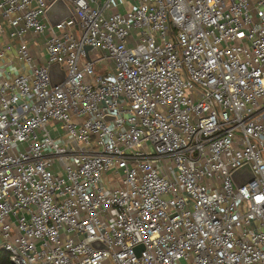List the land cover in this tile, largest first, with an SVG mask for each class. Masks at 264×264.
Wrapping results in <instances>:
<instances>
[{"label":"built area","instance_id":"2783aa9c","mask_svg":"<svg viewBox=\"0 0 264 264\" xmlns=\"http://www.w3.org/2000/svg\"><path fill=\"white\" fill-rule=\"evenodd\" d=\"M55 1L0 0V255L264 264V0Z\"/></svg>","mask_w":264,"mask_h":264},{"label":"water","instance_id":"95a60500","mask_svg":"<svg viewBox=\"0 0 264 264\" xmlns=\"http://www.w3.org/2000/svg\"><path fill=\"white\" fill-rule=\"evenodd\" d=\"M61 4L64 5V3L61 2L60 0H56V1L53 2V3L50 5V7L47 9V11H46V15H47L48 20H49L51 23H56V22H58L59 20L64 19V18L67 16V14H65V13L68 12V9L66 8L65 5H64V9H63V10H64V11H63V14H65V15L62 14L61 16L57 17V15L55 16V14H54L55 10H56L57 8H60V5H61ZM89 49H90V47H88V46L85 47V50H86V51H88ZM57 70H58V66H57V65L52 66V67L50 68L51 76H52V74H53L55 71H57ZM60 80H61V79H60ZM57 82H59V81H55V80L52 78V83H53V84H55V83H57ZM242 172H246V176H245V178H244L243 180H241V181H239V182H238V181L236 182V183H237V186H242L245 182H247L248 180H250V179L252 178V174H251V172L249 171L248 166H244V167H242V168H240V169H237V170L235 171V173L233 174L234 179H236L237 175L240 174V173H242Z\"/></svg>","mask_w":264,"mask_h":264},{"label":"crops","instance_id":"0c3cea01","mask_svg":"<svg viewBox=\"0 0 264 264\" xmlns=\"http://www.w3.org/2000/svg\"><path fill=\"white\" fill-rule=\"evenodd\" d=\"M64 5H65V4H64ZM65 6H66V5H65ZM66 8L68 9L67 6H66ZM54 14H55V16L57 15V17H59V16H61V15L63 14V12H61V8H57V9L55 10ZM65 14H67L66 17L70 16V14H69V10H68V12L65 13ZM65 14H63V15H65ZM66 17H65V18H66Z\"/></svg>","mask_w":264,"mask_h":264},{"label":"rangeland","instance_id":"374dc122","mask_svg":"<svg viewBox=\"0 0 264 264\" xmlns=\"http://www.w3.org/2000/svg\"><path fill=\"white\" fill-rule=\"evenodd\" d=\"M60 8H61V12H63V11H64V10H63V9H64V5L61 4V5H60ZM11 56H12V55H11ZM15 65L18 66V67L20 66V64L17 63V62H15ZM0 260H2V255H0ZM5 260H7V259H5ZM7 261H8V260H7ZM9 264H10V263H9Z\"/></svg>","mask_w":264,"mask_h":264},{"label":"trees","instance_id":"16d2710c","mask_svg":"<svg viewBox=\"0 0 264 264\" xmlns=\"http://www.w3.org/2000/svg\"><path fill=\"white\" fill-rule=\"evenodd\" d=\"M0 264H9V262L5 260V255H2V260H0Z\"/></svg>","mask_w":264,"mask_h":264}]
</instances>
